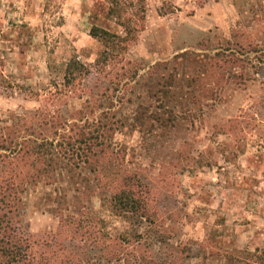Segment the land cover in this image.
<instances>
[{
    "label": "rangeland",
    "instance_id": "1",
    "mask_svg": "<svg viewBox=\"0 0 264 264\" xmlns=\"http://www.w3.org/2000/svg\"><path fill=\"white\" fill-rule=\"evenodd\" d=\"M106 8L104 0H0V139L11 149L56 142L54 121L69 129L106 111L113 146L159 223L143 235L142 255L264 264V0H146L144 28L120 60L101 57L104 45L89 35L93 24L118 30ZM74 56L86 70L69 81ZM17 170L24 232L38 242L58 237L80 264H122L106 262L98 236L146 227L106 209L110 189L89 166L60 164L38 183ZM71 215L79 228L60 221Z\"/></svg>",
    "mask_w": 264,
    "mask_h": 264
},
{
    "label": "trees",
    "instance_id": "2",
    "mask_svg": "<svg viewBox=\"0 0 264 264\" xmlns=\"http://www.w3.org/2000/svg\"><path fill=\"white\" fill-rule=\"evenodd\" d=\"M104 1L107 18L114 20L118 30L93 24L89 35L104 45L101 57L120 60L144 28L146 0ZM85 70L84 63L74 56L66 62L64 75L71 81L75 75L82 76ZM114 122L108 112L102 111L96 120L71 122L69 129L64 128L66 122L54 121L55 134L59 127L62 129L56 142L47 140L38 143L35 139H26L18 149H11L16 148V145L12 146L11 141L5 145L0 139V150L11 149L9 153L0 152V264H80L77 257H71V253L69 255L65 251L66 245L58 237L51 236L38 242L32 241L24 232L21 222L24 187L22 171L17 170L19 165L27 168L31 182L38 183L49 180L57 165L79 163L97 172L103 187L107 185L105 188L110 189L109 195L103 197L104 206L109 212L138 223L146 222L142 230L138 227L112 238L108 231H102L98 240L102 241V248L108 254L106 262L115 259L122 264H176L173 258L157 262L155 258H146L140 252L143 235L150 233L158 222L143 189L144 183L127 170L124 154L113 146ZM60 221L73 223L79 228V218L75 216H60ZM100 222L105 224L104 219H100ZM93 234L94 242L96 237ZM127 243L137 250V255L132 258L127 256L129 253L123 247ZM40 246L47 247L41 251ZM261 258L264 262V251L261 252Z\"/></svg>",
    "mask_w": 264,
    "mask_h": 264
}]
</instances>
